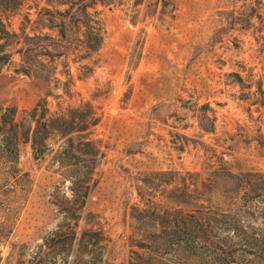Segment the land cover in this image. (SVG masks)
I'll return each instance as SVG.
<instances>
[{
  "label": "rangeland",
  "instance_id": "374dc122",
  "mask_svg": "<svg viewBox=\"0 0 264 264\" xmlns=\"http://www.w3.org/2000/svg\"><path fill=\"white\" fill-rule=\"evenodd\" d=\"M1 6L0 113L85 127L0 151V264H264V0Z\"/></svg>",
  "mask_w": 264,
  "mask_h": 264
},
{
  "label": "trees",
  "instance_id": "16d2710c",
  "mask_svg": "<svg viewBox=\"0 0 264 264\" xmlns=\"http://www.w3.org/2000/svg\"><path fill=\"white\" fill-rule=\"evenodd\" d=\"M13 0H0V5L4 9H9ZM87 4L78 3L75 5L74 8L68 9L63 13L61 24L58 26L60 27L59 32L64 35V30L67 27H71V30L74 29L73 26L78 18H80L81 14L86 15ZM74 12V14L72 13ZM78 16V17H77ZM74 22V23H73ZM1 27V24H0ZM76 28V27H75ZM0 32L9 37V34L3 27H1ZM89 36L90 33L85 32L83 37L85 39L84 47L89 52L95 51V45L91 44V39ZM95 36V35H94ZM33 65L27 64L21 67L22 74L26 76H31L30 71ZM40 71L41 68H38ZM49 69V68H48ZM51 69V68H50ZM37 71V70H36ZM49 71V70H48ZM35 77H39L41 75L38 72H34L32 74ZM45 76H41L43 78ZM37 108L40 109L39 114H36ZM46 113H48V109L44 106L37 104L27 115L28 122L20 121L15 122L14 116L15 111L13 108H5L0 113V151L5 153L4 161L6 163H11L10 168L12 169L11 172L15 171L14 165L18 159V144L19 143H28L32 158L35 159L34 151L35 147L43 146L44 147V140L46 137V132H55L58 133L61 138L66 139L64 141V148L62 149V155L67 156L71 154L72 157H77L75 153L74 147V124L78 121L79 125H82L80 128L83 130L85 126H83V117H74L71 116L70 118H46ZM96 120H93L92 123H95ZM85 154V153H83ZM79 155L81 152L79 150ZM13 175V174H11ZM76 216V220H77Z\"/></svg>",
  "mask_w": 264,
  "mask_h": 264
}]
</instances>
